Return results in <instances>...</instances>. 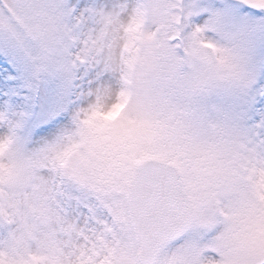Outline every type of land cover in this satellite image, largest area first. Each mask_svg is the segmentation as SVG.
Returning <instances> with one entry per match:
<instances>
[{
  "label": "snow or ice",
  "instance_id": "1",
  "mask_svg": "<svg viewBox=\"0 0 264 264\" xmlns=\"http://www.w3.org/2000/svg\"><path fill=\"white\" fill-rule=\"evenodd\" d=\"M0 264H264V0H0Z\"/></svg>",
  "mask_w": 264,
  "mask_h": 264
}]
</instances>
